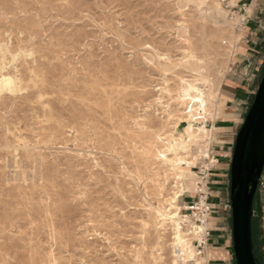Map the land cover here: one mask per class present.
<instances>
[{
  "label": "rangeland",
  "instance_id": "obj_1",
  "mask_svg": "<svg viewBox=\"0 0 264 264\" xmlns=\"http://www.w3.org/2000/svg\"><path fill=\"white\" fill-rule=\"evenodd\" d=\"M245 3L0 0V73L14 87L0 93V264H173L174 227L155 209L178 191L185 264L212 259L218 233L223 264H235L232 214L210 194L239 132L218 128L222 88L233 79L254 93L244 122L264 73V28L245 38L238 25ZM207 179L200 261L190 207ZM251 225L264 264V168Z\"/></svg>",
  "mask_w": 264,
  "mask_h": 264
},
{
  "label": "water",
  "instance_id": "obj_2",
  "mask_svg": "<svg viewBox=\"0 0 264 264\" xmlns=\"http://www.w3.org/2000/svg\"><path fill=\"white\" fill-rule=\"evenodd\" d=\"M264 168V73L234 145L230 169L235 264H259L253 253V201Z\"/></svg>",
  "mask_w": 264,
  "mask_h": 264
},
{
  "label": "crops",
  "instance_id": "obj_3",
  "mask_svg": "<svg viewBox=\"0 0 264 264\" xmlns=\"http://www.w3.org/2000/svg\"><path fill=\"white\" fill-rule=\"evenodd\" d=\"M247 4L245 3V7L252 6L251 13H250V22L245 27V38L249 36H257L260 33V29L264 28L261 27L264 24V0H246ZM246 80L241 81V83L246 84ZM233 79H231L228 83L224 84L222 88V97L224 98L222 104V112L217 119L218 128L223 130H229L237 127V131L240 130L241 126L243 125V120L240 119L239 114H241L240 109L241 106L246 104V101L252 98L251 96L254 93L247 91L245 86L241 87L240 85H233ZM238 84V83H237ZM248 110V108H247ZM247 113V111H246ZM247 115V114H246ZM236 136V134H235ZM234 152V150H233ZM222 156V155H220ZM233 154H229L228 156V167H221L219 169H223V173H216L213 174L215 184L214 191L211 192L210 196H212V203L219 204L222 206L224 202L229 201V194H230V169H231V161H232ZM223 159H219L221 161ZM227 170V171H226ZM221 194V197H219ZM217 198L219 199L217 203ZM211 203V204H212ZM214 205V204H213ZM221 208V207H220ZM222 210V209H221ZM225 215L228 213L225 212ZM230 215V214H229ZM230 222V216L227 219ZM222 235L220 233L214 235V240H212V244L210 245L209 251L211 253L212 259H210L212 264H223L224 259L227 257L226 255H222L221 251V244L220 239ZM210 264V263H209Z\"/></svg>",
  "mask_w": 264,
  "mask_h": 264
},
{
  "label": "bare ground",
  "instance_id": "obj_4",
  "mask_svg": "<svg viewBox=\"0 0 264 264\" xmlns=\"http://www.w3.org/2000/svg\"><path fill=\"white\" fill-rule=\"evenodd\" d=\"M201 74V73H200ZM15 84V83H14ZM187 90V89H186ZM14 91V87H13V80H12V78L11 77H9L8 75H5V74H2V73H0V93H2V92H13ZM196 91V90H195ZM182 93H183V97H184V99L182 100V101H187L188 103L187 104H199L200 106H202L203 105V101H201L200 100V97H198L199 99H197V98H191V97H189L188 96V94H185V91H182ZM188 93V92H187ZM217 93V92H216ZM195 95V94H194ZM196 96V95H195ZM198 96V95H197ZM192 107V106H191ZM196 107V106H195ZM190 111V110H189ZM188 111V112H189ZM192 112V111H191ZM187 115H189V114H187ZM197 117V116H196ZM194 120H196V119H194ZM199 120V119H198ZM187 121V126L185 127V129H184V133H185V135H186V138H187V143H192V142H194V139H195V135H194V131L196 130V129H194V126L192 125V123H191V121L190 120H186ZM193 121V120H192ZM167 123V122H166ZM198 131V130H197ZM203 131V130H202ZM173 139V141H174V144L170 147L171 149H173L175 146H176V140H178V141H180V139H174V138H172ZM209 140V139H208ZM181 142V144L183 143V145L185 146V144H184V142H183V140H181L180 141ZM197 142V141H196ZM179 146V145H178ZM187 150H189V149H187ZM186 155V154H185ZM177 156V154H175V157ZM166 160V159H165ZM167 161H170V160H167ZM177 161V160H176ZM173 162H175V161H173ZM173 166V165H172ZM173 167H175V166H173ZM177 171H179L178 170V168H176V172ZM179 173H180V171H179ZM177 175H175V177H176ZM177 177H180L179 175L177 176ZM178 179V178H177ZM176 184H177V182L175 183V185H174V188H175V186H176ZM179 187H181V186H179ZM173 188V187H172ZM197 189H198V192L199 191H202V192H204V189H202V188H198L197 187ZM182 190H183V188H182ZM180 193V191H178L177 193H173V196L171 197V198H169V202H168V204H167V207H165V208H156L155 209V215L157 214V217H159V218H161V221L163 222V223H165L166 224V222H167V225L168 224H171V225H173V227H174V230L173 231H175L174 232V240H175V242H174V248L175 247H180L181 249H182V247L184 246V245H187L188 243H187V241H186V239H183V237H182V235H184V234H182V230H180V226H179V223L183 226V224H184V222L183 221H181V222H179V215H178V213H171V211L172 210H174V211H177L179 208H177L176 206H175V201L180 197V195H178ZM173 212V211H172ZM156 218V217H155ZM158 218V219H159ZM185 219V218H184ZM184 221H186V220H184ZM201 221H202V224H200V225H195V224H192L189 228H190V234L194 237V238H196V239H201L203 236H204V231H206V227H207V222L206 221H204L203 219H201ZM162 222H160L161 224H162ZM183 228V227H182ZM198 228H201L202 230H201V232L200 231H198ZM188 229V228H187ZM189 230V229H188ZM187 234V233H186ZM189 234V235H190ZM188 235V236H189ZM190 243V242H189ZM184 244V245H183ZM191 245V244H190ZM187 251V250H186ZM174 252V251H173ZM183 252V251H182ZM175 253V252H174ZM186 253V252H185ZM185 253H183V254H181V255H179V254H177V253H175L176 254V256L174 257L175 259H173L174 260V262H173V264H185V262H186V260H185ZM188 257L190 258V259H192L193 257H192V254H188ZM187 257V258H188ZM200 261H201V259H200ZM195 262H198V261H195ZM198 264V263H197Z\"/></svg>",
  "mask_w": 264,
  "mask_h": 264
},
{
  "label": "built area",
  "instance_id": "obj_5",
  "mask_svg": "<svg viewBox=\"0 0 264 264\" xmlns=\"http://www.w3.org/2000/svg\"><path fill=\"white\" fill-rule=\"evenodd\" d=\"M239 12H241V14L239 16L240 20L238 22V25L240 27L242 26V28H245L248 25V23L250 22V20H251L250 19V15H247V9H246L245 5H243L240 8ZM262 30H263V28H262ZM208 179L204 182L203 185H202V182H200L198 184V186H203V187H200V188H202V189L206 188V191H208L209 190V188H208V185H209ZM203 180H205V177L202 178V181ZM204 192L199 191L197 193L198 194L197 195V202L196 203L194 202L193 206L190 207L191 210L196 211L197 214L199 215V220L195 221V223H197V224H202V221H201L202 218L201 217H205V218H203V220L206 221L208 219L207 217L209 216V213L214 208L213 204L208 203V194H206V197L202 196L204 194ZM221 208H222V210L224 212H226L228 214H231V205H230L229 201L224 203V204H222ZM197 224H195V225H197ZM209 236H210V231L206 230V231H204V236L201 239H195L194 241H192L193 248H194L193 254H194L195 258L203 260L205 257L208 256L207 255V250L209 248V246H208V238H209ZM173 250H174L175 253H177L179 255L182 254V251H181L180 247H175V248H173ZM193 262L190 261L188 263L192 264ZM209 263H210V259L209 258L206 261L201 262V264H209Z\"/></svg>",
  "mask_w": 264,
  "mask_h": 264
},
{
  "label": "trees",
  "instance_id": "obj_6",
  "mask_svg": "<svg viewBox=\"0 0 264 264\" xmlns=\"http://www.w3.org/2000/svg\"><path fill=\"white\" fill-rule=\"evenodd\" d=\"M253 252H254V248H253Z\"/></svg>",
  "mask_w": 264,
  "mask_h": 264
}]
</instances>
